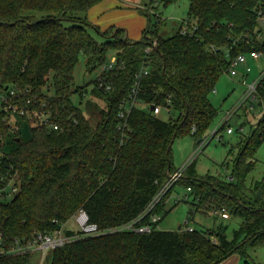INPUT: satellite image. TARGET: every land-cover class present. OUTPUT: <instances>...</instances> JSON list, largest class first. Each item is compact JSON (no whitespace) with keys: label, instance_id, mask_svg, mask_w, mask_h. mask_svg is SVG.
<instances>
[{"label":"trees","instance_id":"obj_1","mask_svg":"<svg viewBox=\"0 0 264 264\" xmlns=\"http://www.w3.org/2000/svg\"><path fill=\"white\" fill-rule=\"evenodd\" d=\"M101 1L0 0V91L15 89L28 108L17 114L16 130L0 112L1 169L10 166L20 180L12 199L0 198V247L53 232L79 209L102 230L143 213L173 171V137L189 133L201 143L208 133L218 113L210 94L230 59L251 51L264 57V26L258 19L264 0H189L193 32L163 37L160 19L149 22L140 40L115 37L100 43L89 32L87 14ZM109 47L124 65L109 73L114 91L104 92L93 81L90 92L99 91L103 106L91 97L84 100L86 86L74 89V68L81 53L89 70L102 65ZM144 61L150 72L142 78L139 99L168 106L174 115L164 120L134 106L122 131L119 102L128 98ZM260 91L264 94V83ZM74 93L84 107L72 100ZM36 111L52 115L58 129L33 124L37 119L29 115ZM227 125L224 121L213 135ZM263 142L264 112L240 135L228 178H204L192 164L181 176L193 197L192 212L224 209L229 218L241 219L231 238L223 223L216 229L120 230L74 239L49 250L41 264H220L234 252L249 264L248 249L264 245V176L246 184ZM162 206L163 200L155 210L161 213ZM31 254L0 253V264H31Z\"/></svg>","mask_w":264,"mask_h":264},{"label":"rangeland","instance_id":"obj_2","mask_svg":"<svg viewBox=\"0 0 264 264\" xmlns=\"http://www.w3.org/2000/svg\"><path fill=\"white\" fill-rule=\"evenodd\" d=\"M189 0H102L92 6L88 11V27L91 35L100 43L108 38H122L128 41L140 40L143 36L145 27L151 22L155 24L161 19L159 34L163 37H169L181 29L183 23L188 20ZM119 29L118 34L116 31ZM116 53L111 47L106 52V60ZM248 54L247 64L251 66L252 71L247 75L249 82L259 77L264 69V58L255 59ZM87 56L81 53L79 60L74 68V77L76 87L86 86L87 94L84 100L91 97L105 106V100L99 95L91 94L90 90L94 87L93 81L101 73V65L90 69L87 65ZM245 73L243 67H237L235 71L224 72L215 89L210 94V100L218 110L210 124L208 133L204 136V145L198 150L200 142L189 133H179L171 145V158L173 171L170 176L185 166L187 168L192 164L198 175L211 179L208 175L220 178H228L233 171V159L236 156L239 146L238 140L241 134H247L258 123L264 112V94L258 90L259 100L254 102L253 108L250 103L237 105L238 99L245 90L241 83ZM72 100L80 104L79 93L72 95ZM83 100V102H84ZM142 104V103H141ZM144 109L149 110L150 106L142 104ZM230 112V114H229ZM232 112V113H231ZM232 114V115H231ZM89 115V114H88ZM174 113H168L164 109L158 113V116L168 120ZM228 121L224 130L213 135V132L224 122ZM232 128L233 132L228 133L227 129ZM233 148L232 153L228 151ZM256 165L247 176L246 184L252 185L261 180L264 176V142L256 151ZM166 179V181H168ZM174 184L169 193L163 200L161 210V220L158 228L163 230H177L180 227L189 225L196 229H216L221 223L227 225L226 233L229 238L233 235V230L241 222L239 217L230 216V218H221L218 214L197 210L192 212L193 197L187 191L183 178L171 180ZM188 221V222H187ZM187 222V223H186ZM66 228L77 229L73 218L67 220L64 224ZM249 264H264V245L248 249ZM238 257L235 264H246L245 259L240 257L238 252L232 253L227 259ZM45 259L42 251L36 250L31 254V264H41Z\"/></svg>","mask_w":264,"mask_h":264},{"label":"built area","instance_id":"obj_3","mask_svg":"<svg viewBox=\"0 0 264 264\" xmlns=\"http://www.w3.org/2000/svg\"><path fill=\"white\" fill-rule=\"evenodd\" d=\"M258 19L261 25L264 26V14L262 11H259ZM181 27V33L187 34L193 32L195 26L189 20H186ZM155 44V41H154ZM151 47H148L147 51ZM250 53L253 58L259 59L263 57V53L260 51H251V52H241L236 56L230 59L229 67L227 71H235L237 67L244 68V75L242 79V84L245 86V90L241 97L238 99L237 105L241 106L242 104L250 103V108H253L254 102L259 100L260 96L258 95L259 88L264 83V69L261 71L259 77L249 82L247 80V75L252 71L250 65L247 64L248 54ZM225 56L229 57V49L225 51ZM264 58V57H263ZM124 65V61H119L116 53L113 54L110 59L105 60L101 65V73L96 78V87L103 90L104 92H111L116 89V85L113 80L109 78V73H116ZM150 72V64L148 61H144L140 67V70L134 76V83L131 86L128 98L122 99L119 102V118L118 128L122 131L128 126V117L134 106H141L142 101L139 99V93L141 91L142 78L145 75H148ZM91 91V90H90ZM88 92L84 93V96ZM17 91L15 89L9 88L8 90L0 91V112L4 111L5 115L3 116V121H5L11 128V130L18 129L16 119L17 114H25L28 112L26 106H22L19 103ZM29 102V99L28 101ZM142 103V104H141ZM148 105V104H145ZM150 106V105H148ZM153 109L150 106V109L154 113L158 114L163 109L171 113V108L168 106H163L160 104L152 105ZM143 107V106H142ZM232 113V112H231ZM230 114V112H229ZM232 115V114H231ZM36 117L37 120L33 121V124H44L47 125L50 129H58V123L53 120L52 115L44 113L43 111H36L35 115H29ZM228 133H232L233 129L228 128ZM215 132V131H214ZM213 132V133H214ZM3 142V136L0 133V144ZM204 145V141L198 147V150ZM1 154V152H0ZM185 170V166L180 168L174 174L170 176V181H166L157 193L153 196L149 204L143 213L135 217L134 219L127 221L119 226L111 227L109 229H100L98 225L90 221L89 215L84 209H79L76 213L73 214L72 218L74 219L77 229H75V234H67L65 226L54 230L53 232H37L32 240L26 243H20L18 239L14 243H11L7 246L0 247V253H19V252H33L36 250L42 251L44 255L51 249L60 247L65 243H68L74 239H77L82 236L98 235L106 232H114L120 230H129L136 232H150L154 226L158 227V223L161 220V213H158L155 209L159 203L164 200V197L172 188L174 184L171 180H176L180 178ZM20 189V180L17 175V172H12L10 166H5L1 169V159H0V198L4 200L12 199ZM213 214H218L222 218H229V214L224 210H214ZM147 216V219L145 220ZM188 222V221H187ZM186 222V223H187ZM184 230H193V227L188 224L183 227Z\"/></svg>","mask_w":264,"mask_h":264},{"label":"crops","instance_id":"obj_4","mask_svg":"<svg viewBox=\"0 0 264 264\" xmlns=\"http://www.w3.org/2000/svg\"><path fill=\"white\" fill-rule=\"evenodd\" d=\"M222 218V217H221ZM238 257H235V259H232L231 262H228L227 260H224L223 262H221L220 264H235V262L238 260Z\"/></svg>","mask_w":264,"mask_h":264},{"label":"water","instance_id":"obj_5","mask_svg":"<svg viewBox=\"0 0 264 264\" xmlns=\"http://www.w3.org/2000/svg\"><path fill=\"white\" fill-rule=\"evenodd\" d=\"M125 41L127 40V39H124ZM151 108L153 109V106H151ZM174 141V137H173V139H172V142ZM259 194H260V191H259Z\"/></svg>","mask_w":264,"mask_h":264}]
</instances>
